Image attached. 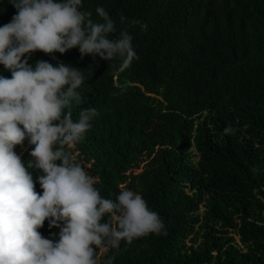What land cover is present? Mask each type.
<instances>
[{"label":"trees","instance_id":"obj_1","mask_svg":"<svg viewBox=\"0 0 264 264\" xmlns=\"http://www.w3.org/2000/svg\"><path fill=\"white\" fill-rule=\"evenodd\" d=\"M98 6L117 35L121 14L147 26L128 29V68L78 48L25 58L83 73L72 119L97 115L71 152L102 197L127 187L163 221L160 235L97 249L100 264H264V0H82L81 10L101 22ZM17 11L0 0V26ZM0 75L11 78L2 64ZM33 147L15 148L25 164ZM39 231L58 240L60 228L45 220Z\"/></svg>","mask_w":264,"mask_h":264},{"label":"clouds","instance_id":"obj_2","mask_svg":"<svg viewBox=\"0 0 264 264\" xmlns=\"http://www.w3.org/2000/svg\"><path fill=\"white\" fill-rule=\"evenodd\" d=\"M12 3L17 14L0 26V64L11 72V78L0 75V264H100L97 249L119 250L122 241L160 235L163 221L141 193L127 187L115 199L102 197L71 152L97 115L86 108L78 122L72 119L73 102L82 100L77 89L83 73L63 62L38 60L33 66L25 55L78 48L81 58H120L123 71L137 58L128 29L147 26L121 14L125 27L117 35L109 13L98 6L101 22H95L91 12L81 10L82 0ZM26 139L34 146L27 164L15 151ZM29 169L40 171L42 193ZM45 220L60 228L58 240L39 231Z\"/></svg>","mask_w":264,"mask_h":264}]
</instances>
